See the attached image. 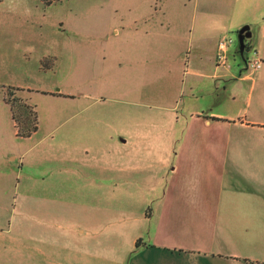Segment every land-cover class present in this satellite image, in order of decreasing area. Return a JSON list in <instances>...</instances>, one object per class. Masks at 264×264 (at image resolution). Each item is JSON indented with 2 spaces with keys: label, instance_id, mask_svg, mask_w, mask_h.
Wrapping results in <instances>:
<instances>
[{
  "label": "crops",
  "instance_id": "crops-1",
  "mask_svg": "<svg viewBox=\"0 0 264 264\" xmlns=\"http://www.w3.org/2000/svg\"><path fill=\"white\" fill-rule=\"evenodd\" d=\"M39 2L44 7L45 1ZM107 3L66 13L57 21L59 34H51L42 43L39 37L33 38L39 34H0V65L5 70L12 67L9 85L21 88L19 96L33 105L30 95L35 84L19 83L14 71L19 65L23 72L24 53L39 54L41 50L45 51L42 55L54 58L55 71L61 70L64 55L86 52L87 57L79 58L74 82L81 89L96 88V95H101L104 76L100 72L105 67L113 68V85L126 80L127 85L140 82L146 87V73L152 70L151 51L174 48L170 53L179 58L170 70L174 65L182 70L179 94L184 87L190 91L181 115L186 116L187 126L193 121L194 127L205 124L211 136L221 137L215 142L210 136L206 147L216 155L224 154L229 189L218 194L169 192L162 195L156 210L135 218L133 226L119 223L105 229L98 225L100 217L88 213L89 209L37 206L36 201L56 203L70 195L73 177L80 178L74 192L86 190L82 178L88 176L87 183L97 193L99 186L103 188L104 167L110 166L112 178L122 170L128 181L152 178V167L150 161L137 163L136 155L130 153L131 148L136 152V145H127L124 155V145H117L113 132L103 136L98 129L89 128L88 122L97 128L103 118L102 114L85 113L92 95L81 89L42 90L68 100L58 101L64 110L80 108L50 114L52 123L46 132L38 127L29 137L17 134L11 105L0 95V264H123V248L118 256L117 247L104 246V232L112 234L113 230L118 235L131 234L123 252H135L130 264H264V63L256 71L240 68L233 72L216 65L221 35L241 25L250 26V41L264 60V0ZM92 9L98 12L90 17ZM171 29L176 33H168ZM169 37L173 40L168 46ZM126 71L133 74L117 76ZM28 76L34 78V74ZM126 141L133 140L128 137L120 142ZM160 163L169 167L167 162ZM86 165L95 175L86 174ZM184 167L185 162L174 166L167 177L174 178ZM194 170L198 176L195 166ZM11 196L12 200L22 199V206L10 207ZM131 227L134 230L129 233ZM140 228L147 230L146 240L140 232L134 233Z\"/></svg>",
  "mask_w": 264,
  "mask_h": 264
},
{
  "label": "rangeland",
  "instance_id": "rangeland-1",
  "mask_svg": "<svg viewBox=\"0 0 264 264\" xmlns=\"http://www.w3.org/2000/svg\"><path fill=\"white\" fill-rule=\"evenodd\" d=\"M39 1L40 0H0V34L14 32L25 33V35L39 34V36L35 35L33 38L39 37L42 43L43 39L50 38L51 34H59L57 21L62 16H66V13H70L71 10H76L84 5L88 7L96 6L98 2H108L107 4H110L116 1L134 2L145 0H57L53 5L45 3L46 5L44 4V7L38 4L40 3ZM48 6L50 7L47 8ZM97 12L96 9H92L88 11V15L90 17L96 16ZM43 14H45V16ZM98 16H100V14H98ZM103 16L105 17L106 15L103 13ZM84 25L85 27L90 26L85 23ZM243 26L244 25H241L237 28L232 26L230 30L224 32L220 38H233L235 41L233 47L234 49L238 48V31ZM165 29H167V27H165ZM168 33H176V30L173 29ZM79 37L80 36H76V38ZM249 39L250 37L245 39V44ZM172 40L173 39L169 37L167 41L168 46ZM35 41L36 39L30 42L35 43ZM122 43L123 46L126 44L125 41H122ZM154 44L155 41H153V45ZM43 47L44 46H40V49ZM176 47L175 45V49ZM173 49L174 48H161L158 51H151L150 65L152 70L146 73L147 77L146 81H144L146 87H142L140 82H138L139 84L135 83L134 86L127 85L126 80L123 84L118 83L117 85H113V68L110 70L109 67H105L100 72V75L104 76V83L100 85L101 88L99 89L101 95H96V88L94 91L81 89L79 84L74 82L75 75L78 74V70L76 69L79 65V58L87 57L86 52L72 51L70 56L64 55L62 59H60L62 71L59 69L55 71L54 58L47 54L42 55L45 51L42 52L40 50L39 54L33 53V55L31 53V55L29 53H24L23 62H25L23 65V72L18 65V67H15L16 71H14V74H19V83L21 82L23 85L35 84V86H32L34 91H32L30 95L33 99V105L19 96L21 90H12L9 88H19L17 86H11L9 85L10 83H8V78L12 76L10 72L12 67L5 70L0 65V95L2 97L20 98L28 105L34 106L33 108L36 112L35 114L38 116V127L41 133L46 132L49 125L52 123L50 114L55 112L69 113L79 110L80 108L78 105L77 109H75V107L73 108L75 110H64L61 105H58V101L68 100L57 99L58 97L44 93L42 90L57 89L60 87L64 90L71 88H73V90L81 89L80 92L85 91L88 95H92L88 98L90 107L85 110V113L102 114L101 117L103 118L102 121L98 122L97 128H95L91 122H88L89 128L98 129L100 132L98 134L103 136L113 132L115 134L113 135L114 139L117 140V145H124L122 154H124L123 150L127 151V145H136V152L135 148H131L130 153L136 155L135 159L137 163L141 164L143 161H150L152 167L150 170L152 178L143 177L130 179L129 181L122 170L118 172V177L116 175L112 178L114 172L110 166L104 167L102 171V176L104 177L103 188L99 186L97 193L93 185L87 183L91 179L88 176L85 179L82 178L83 183H85L84 188L87 187L86 190H83L82 194H80V191L74 192V188L79 184L80 178L73 177V183H71L72 192L70 195H66L64 199H58L56 203L44 200L36 201L37 206H56L78 210L83 208L89 209L88 213H91L94 217H100L98 225L105 229L114 227V225L116 226L119 223H130L133 226L135 224V218L141 217L145 213L150 214L152 210H156L159 207L158 201L161 199L162 195H166L169 192L218 194L229 189L227 181L230 177L224 172V154L218 153V155H216L206 147L208 143L211 142L209 138L212 132L207 129L208 126L205 124L203 126L201 124L194 127V124H196L194 121L191 125L187 126L186 116L181 115L182 107L184 106L185 108V100L187 102L190 97V91L188 88L184 87L179 94L182 70L176 65L172 66V70H170L172 63H175L176 59L178 60L179 58L176 55H171L170 52ZM238 53H241L240 48L238 52L233 53L229 57L232 65L229 68V72L236 71L240 68L248 69L247 66H244L245 61L242 56L243 53H241V55ZM30 56V59H26ZM109 56H111V54ZM245 56H250V52L248 55L247 52H245ZM239 63L241 65H238ZM166 67H168L169 70H166ZM118 69V67L115 68V70ZM88 70L89 67L86 66V75H88ZM28 74H34L33 80L29 78L30 75L28 76ZM132 74L133 73H128L126 71L124 73H117V76L122 77ZM56 80H58L60 84L55 86ZM37 89H39V91H37ZM54 94L57 93L55 92ZM179 98L181 103H177V99ZM29 100L31 101L30 98ZM164 104L167 106H163ZM177 107H179V109ZM27 114H29L28 111ZM128 137L133 141H126L127 143L125 142V144L120 142L121 139L126 140ZM211 137L215 139V142L221 141L219 135ZM149 150L151 151L149 152ZM120 160L121 157L119 158V161ZM160 162H167L169 167H165L164 165L163 167V163L161 164ZM181 162H185L186 167L181 169L180 173L174 178H170V175L167 177L170 169L176 165H180ZM194 166L198 170V176L195 173ZM83 169L86 174L93 173L95 175L89 165H86ZM161 170L164 171L163 177L160 176ZM97 172L101 174L99 170ZM97 178L99 179L98 176ZM128 193H130V195ZM54 196L59 197L58 195ZM12 199L11 196V201L9 202L10 207L22 206V199ZM180 203L185 207L182 200H180ZM142 226L146 229L144 225ZM132 230H134V227L130 228L129 233H131ZM138 232H140V234L143 235V239L146 240L147 230L144 231L140 228L134 233ZM104 236L105 248L115 249L117 247L115 254L118 256V251L123 248L120 261L124 260L123 264H130V260L132 256L135 255V252L128 251L125 254L123 252L125 248L128 247L129 242H131V234L118 235V233H115L113 230L112 234L110 232H104Z\"/></svg>",
  "mask_w": 264,
  "mask_h": 264
},
{
  "label": "built area",
  "instance_id": "built-area-1",
  "mask_svg": "<svg viewBox=\"0 0 264 264\" xmlns=\"http://www.w3.org/2000/svg\"><path fill=\"white\" fill-rule=\"evenodd\" d=\"M235 41L233 38H220L217 45V53H216V65L219 67L230 68L231 62L229 57L239 51V47L234 49ZM245 52H250V56H245ZM241 55V53H238ZM245 65L251 71L259 70L263 66V57L259 54L257 48L250 41L245 44V48L243 51V55ZM238 65H241L240 63Z\"/></svg>",
  "mask_w": 264,
  "mask_h": 264
},
{
  "label": "trees",
  "instance_id": "trees-1",
  "mask_svg": "<svg viewBox=\"0 0 264 264\" xmlns=\"http://www.w3.org/2000/svg\"><path fill=\"white\" fill-rule=\"evenodd\" d=\"M46 4L53 2L54 0H44ZM57 1V0H55ZM12 90L20 91L21 88L9 87ZM8 88V89H9ZM11 105L13 119L16 122L17 134L22 137H29L35 131L38 130V116L35 114L34 106L28 105L25 101L20 98L3 97ZM20 110V112H19ZM25 110V111H21ZM27 111L29 114H27ZM26 114V115H25ZM25 115V116H24ZM24 116V117H23ZM140 240L137 241V245Z\"/></svg>",
  "mask_w": 264,
  "mask_h": 264
},
{
  "label": "water",
  "instance_id": "water-1",
  "mask_svg": "<svg viewBox=\"0 0 264 264\" xmlns=\"http://www.w3.org/2000/svg\"><path fill=\"white\" fill-rule=\"evenodd\" d=\"M251 37V31L249 25H244L238 32L239 48L241 53H243L245 48V39Z\"/></svg>",
  "mask_w": 264,
  "mask_h": 264
}]
</instances>
